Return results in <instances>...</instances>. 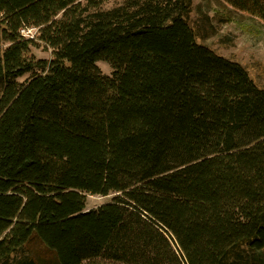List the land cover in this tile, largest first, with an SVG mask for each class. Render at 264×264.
I'll list each match as a JSON object with an SVG mask.
<instances>
[{
    "label": "trees",
    "instance_id": "16d2710c",
    "mask_svg": "<svg viewBox=\"0 0 264 264\" xmlns=\"http://www.w3.org/2000/svg\"><path fill=\"white\" fill-rule=\"evenodd\" d=\"M106 1L0 0V264H264V87L195 0Z\"/></svg>",
    "mask_w": 264,
    "mask_h": 264
},
{
    "label": "rangeland",
    "instance_id": "374dc122",
    "mask_svg": "<svg viewBox=\"0 0 264 264\" xmlns=\"http://www.w3.org/2000/svg\"><path fill=\"white\" fill-rule=\"evenodd\" d=\"M127 0H108L102 4L101 9H110L122 5ZM249 5L259 11L264 10V0H247ZM200 4L203 12L207 13L213 24L214 34L198 38L213 49L216 53L231 58L243 64L255 83L264 87V19L251 11L234 7L226 0H195V5ZM199 13L196 10L192 17L196 19ZM31 30V36H35L37 30ZM35 58H51L52 49L45 43L40 42L33 46L30 52ZM103 74L112 75V66L104 60L97 61ZM31 79V73L17 79L18 82L26 84ZM115 193L88 194V206L96 207L102 203L110 202ZM85 264H112L104 258L95 259Z\"/></svg>",
    "mask_w": 264,
    "mask_h": 264
},
{
    "label": "built area",
    "instance_id": "2783aa9c",
    "mask_svg": "<svg viewBox=\"0 0 264 264\" xmlns=\"http://www.w3.org/2000/svg\"><path fill=\"white\" fill-rule=\"evenodd\" d=\"M30 31H31V30H25V29H22V30H21V33H22L23 35H25V36H31Z\"/></svg>",
    "mask_w": 264,
    "mask_h": 264
}]
</instances>
